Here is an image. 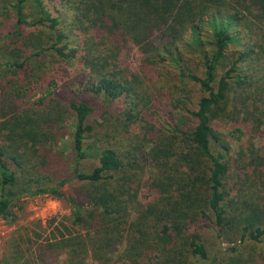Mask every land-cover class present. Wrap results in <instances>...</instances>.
<instances>
[{
    "label": "trees",
    "instance_id": "16d2710c",
    "mask_svg": "<svg viewBox=\"0 0 264 264\" xmlns=\"http://www.w3.org/2000/svg\"><path fill=\"white\" fill-rule=\"evenodd\" d=\"M223 122L264 129V0H0V218L70 208L26 264H264V157Z\"/></svg>",
    "mask_w": 264,
    "mask_h": 264
},
{
    "label": "rangeland",
    "instance_id": "374dc122",
    "mask_svg": "<svg viewBox=\"0 0 264 264\" xmlns=\"http://www.w3.org/2000/svg\"><path fill=\"white\" fill-rule=\"evenodd\" d=\"M134 66L135 64L131 65V67ZM111 111L109 109L107 113L109 121L119 115V113H111ZM216 127L217 132L223 134L230 143V156L233 161L239 162V165H242L243 161H247V154L241 157V160L239 159L240 152L247 153V147H251V145L254 146L259 156L264 157V129L258 138L252 140L248 138L249 132L244 129L241 132L237 131L240 127L239 123L223 122ZM129 131L132 138L139 134L136 126H131ZM60 148L68 152L69 142L61 144ZM92 164V161H85L82 163V170H90ZM235 179L236 171L231 168L228 185L232 184ZM12 211L16 217L13 223H8L0 218V262L2 264L36 263L35 250L39 245L44 244L45 240L53 241L55 237L60 236L59 233L71 232L69 230L71 227L65 228L68 225L70 208L48 195L21 197ZM224 246H228V244L221 245V247ZM87 264H92V262L88 261ZM111 264L122 263L114 258Z\"/></svg>",
    "mask_w": 264,
    "mask_h": 264
}]
</instances>
